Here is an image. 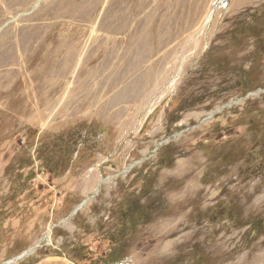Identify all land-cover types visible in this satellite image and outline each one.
I'll return each instance as SVG.
<instances>
[{
	"label": "rangeland",
	"instance_id": "1",
	"mask_svg": "<svg viewBox=\"0 0 264 264\" xmlns=\"http://www.w3.org/2000/svg\"><path fill=\"white\" fill-rule=\"evenodd\" d=\"M93 1L0 0V58L21 51L2 61L0 264H264V0H183L143 61L105 65L101 96L88 47L116 23L110 0L89 27L54 23ZM76 32L51 92L39 66Z\"/></svg>",
	"mask_w": 264,
	"mask_h": 264
},
{
	"label": "bare ground",
	"instance_id": "2",
	"mask_svg": "<svg viewBox=\"0 0 264 264\" xmlns=\"http://www.w3.org/2000/svg\"><path fill=\"white\" fill-rule=\"evenodd\" d=\"M101 0H94L92 4L93 12L89 16H80L83 24H76L74 22L75 16L68 10L63 12L59 19L60 21H55L56 24H68L71 23L73 27L79 29L81 27L88 26L93 22V13L99 6ZM183 0H110L109 1V14L110 20L116 22L113 26L102 25L101 33L97 34L95 38L91 41L88 49L89 54L96 51L97 58H102V64H100L96 71L95 79L93 80L94 86L92 87L95 94L99 96L103 95L104 92L108 91V83L106 86L103 85L102 80L106 77L103 73L105 65L107 67L115 61L122 60L123 56H133V52H136L135 56H141L145 59V52L143 50L145 39H150V30L155 26H165L171 20L169 14L180 12L183 8L187 6L183 4ZM91 8V9H92ZM68 19L65 20V18ZM108 17V18H109ZM77 31V30H76ZM81 35V34H80ZM75 38L74 45L70 48V54L66 57L60 56L59 52L54 53V60L47 62L44 61L40 64L39 69L42 73H46L47 80H50L49 87L51 92H57L65 78L67 77L72 64L75 62V54L78 51L79 40L77 32L71 36V39ZM126 44L128 46H122ZM140 46V47H139ZM6 54L0 58V83H5V77L12 73L11 68H3L2 61L7 63L9 58L18 61L20 56V48H11L7 46ZM143 51V52H142ZM76 52V53H75ZM15 53V55H13ZM52 54V53H51ZM50 56V55H49ZM47 56V57H49ZM46 57V58H47ZM141 61H143L141 59ZM20 71L26 69L25 65H19ZM14 70L16 68H13ZM26 71V70H25ZM23 72V71H22ZM25 73V72H23ZM31 80H30V79ZM41 77H39L40 79ZM35 79L29 74L27 76V81L33 83ZM104 81V80H103ZM62 82V84H60ZM60 87V88H59ZM102 87V89H101ZM8 94V91H1L0 96ZM28 94V92H26ZM38 101V99H37ZM40 103V100L39 102Z\"/></svg>",
	"mask_w": 264,
	"mask_h": 264
},
{
	"label": "crops",
	"instance_id": "3",
	"mask_svg": "<svg viewBox=\"0 0 264 264\" xmlns=\"http://www.w3.org/2000/svg\"><path fill=\"white\" fill-rule=\"evenodd\" d=\"M34 264H76L71 262L62 256H45L40 258Z\"/></svg>",
	"mask_w": 264,
	"mask_h": 264
},
{
	"label": "built area",
	"instance_id": "4",
	"mask_svg": "<svg viewBox=\"0 0 264 264\" xmlns=\"http://www.w3.org/2000/svg\"><path fill=\"white\" fill-rule=\"evenodd\" d=\"M132 263H133L132 257L124 256V257H121L119 259L110 261V262H108L106 264H132Z\"/></svg>",
	"mask_w": 264,
	"mask_h": 264
},
{
	"label": "water",
	"instance_id": "5",
	"mask_svg": "<svg viewBox=\"0 0 264 264\" xmlns=\"http://www.w3.org/2000/svg\"><path fill=\"white\" fill-rule=\"evenodd\" d=\"M219 3H220V2L217 1L215 5H218ZM84 202H85V201H83L79 206H77L73 212L75 213V212L77 211V209H78V208H79ZM32 250H33V247H31L28 251H24V252L21 253L20 255L16 256L15 259H19V258H21V257L24 256L25 254L30 253ZM10 261H11V260L6 261V263H9Z\"/></svg>",
	"mask_w": 264,
	"mask_h": 264
},
{
	"label": "trees",
	"instance_id": "6",
	"mask_svg": "<svg viewBox=\"0 0 264 264\" xmlns=\"http://www.w3.org/2000/svg\"><path fill=\"white\" fill-rule=\"evenodd\" d=\"M114 260H116V259H114ZM111 261H113V260H111ZM110 262V261H109Z\"/></svg>",
	"mask_w": 264,
	"mask_h": 264
}]
</instances>
